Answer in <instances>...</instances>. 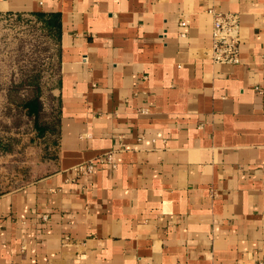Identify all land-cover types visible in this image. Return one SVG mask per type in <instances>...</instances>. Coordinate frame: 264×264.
Returning a JSON list of instances; mask_svg holds the SVG:
<instances>
[{"label":"crops","instance_id":"0c3cea01","mask_svg":"<svg viewBox=\"0 0 264 264\" xmlns=\"http://www.w3.org/2000/svg\"><path fill=\"white\" fill-rule=\"evenodd\" d=\"M210 10L238 14L239 62L211 61ZM12 13L56 44L46 100L24 103L41 133L57 108L56 140L0 193V264H264V0H0V26Z\"/></svg>","mask_w":264,"mask_h":264},{"label":"rangeland","instance_id":"374dc122","mask_svg":"<svg viewBox=\"0 0 264 264\" xmlns=\"http://www.w3.org/2000/svg\"><path fill=\"white\" fill-rule=\"evenodd\" d=\"M38 29L26 15L6 17L0 26V193L38 172L36 163L55 157L51 141L56 137L48 138L56 132L57 108L40 107L44 111L40 116H51V123L43 122L46 129L41 133L33 128V115L24 105L36 94L46 97L40 87L54 66L56 44Z\"/></svg>","mask_w":264,"mask_h":264},{"label":"built area","instance_id":"2783aa9c","mask_svg":"<svg viewBox=\"0 0 264 264\" xmlns=\"http://www.w3.org/2000/svg\"><path fill=\"white\" fill-rule=\"evenodd\" d=\"M39 4L43 3V0H38ZM212 14V41L209 47L210 59L217 63H237L239 62V47H240V24L237 13L214 11L210 10ZM29 16L30 22H35L42 32V24L36 20L32 15L24 13H12L7 14L3 19L16 18L18 16ZM184 24V22H181ZM38 29V31L40 32ZM44 35V34H43ZM73 170L77 174H88L92 170V164L90 162L75 166Z\"/></svg>","mask_w":264,"mask_h":264},{"label":"trees","instance_id":"16d2710c","mask_svg":"<svg viewBox=\"0 0 264 264\" xmlns=\"http://www.w3.org/2000/svg\"><path fill=\"white\" fill-rule=\"evenodd\" d=\"M25 109H26V112H27L28 114H31L30 109H28L27 107H25Z\"/></svg>","mask_w":264,"mask_h":264}]
</instances>
